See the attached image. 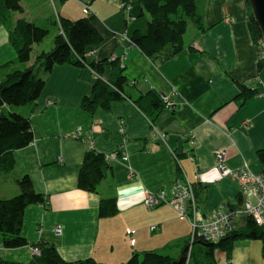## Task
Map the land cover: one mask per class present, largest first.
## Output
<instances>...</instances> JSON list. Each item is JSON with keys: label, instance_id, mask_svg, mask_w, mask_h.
Returning <instances> with one entry per match:
<instances>
[{"label": "crops", "instance_id": "1", "mask_svg": "<svg viewBox=\"0 0 264 264\" xmlns=\"http://www.w3.org/2000/svg\"><path fill=\"white\" fill-rule=\"evenodd\" d=\"M57 1L59 15L71 19L83 16V5H89L104 39L94 53H87L88 62L105 61L107 77L110 62L121 61L128 96L122 94L108 109L97 107L92 113L82 107L83 98L92 93L97 80L89 68L70 63L55 64L49 72L37 68L38 76L46 79L40 96L16 108L29 116L34 138L14 151V170L0 171V198L16 195L19 188L15 179L28 174L46 201L25 208L22 233L32 243L45 240L53 244L70 261L93 257L99 262L123 264L132 253L148 249L177 256L190 234L189 220L180 218L169 204L147 207L144 189L164 188L169 197L170 185L185 173L203 211L218 204L236 208L239 185L221 175L212 150L227 148L228 167H239L246 159L252 170H264L257 156L264 146V54L251 40L247 4L245 0H198L200 24L207 29L200 32L190 20L184 47L164 58L162 54L149 57L115 35L142 13L147 15L141 0ZM20 2L23 12L9 11L6 21L0 18V79L24 66L16 59L9 40L16 19L26 16L28 3ZM124 2L130 6L127 11L122 7ZM40 9L38 6V14L30 13L26 19L43 24L40 19L45 18L48 22L50 16H43ZM137 24H141L140 19ZM41 49L34 45L31 61ZM240 83L256 89L257 94L246 101L236 99ZM149 91L169 96L175 109L162 103L157 113L149 111L151 116H146L134 100ZM151 122L165 134L163 138L154 133ZM77 128L82 130L79 139L66 137ZM191 134L194 142L188 140ZM88 138L99 152L108 154L122 148L128 156L127 161L117 159L110 164L96 192L82 190L77 184L88 148L84 139ZM101 198H115V214L99 215ZM57 225L62 227L61 234L53 230ZM151 226L156 228L151 230ZM129 229L131 235L127 234ZM34 253L30 245H0V256L7 260L27 262ZM215 255L221 264H264V243L254 238L237 239L230 257L219 250ZM188 264H195L194 259Z\"/></svg>", "mask_w": 264, "mask_h": 264}, {"label": "trees", "instance_id": "2", "mask_svg": "<svg viewBox=\"0 0 264 264\" xmlns=\"http://www.w3.org/2000/svg\"><path fill=\"white\" fill-rule=\"evenodd\" d=\"M20 1L0 0V18L6 21L9 11L22 12L23 6ZM197 1L141 0L143 11L147 15L142 13L137 18L141 21L140 25H136V19L128 27V36L149 57L162 54L167 58L174 55L183 47L186 18L193 19L197 16L200 23ZM249 8L251 9L250 6ZM50 17L53 21L49 19L51 23L48 21L46 25L20 17L16 19L9 32L10 43L17 54L16 59L24 66L6 73L0 79V171L3 173L15 169L14 151L28 145L34 138L29 116L16 111V108L34 102L40 96L46 79L38 76L37 68L49 72L55 64L70 63L84 67V63H88L95 72L104 75L105 61L88 62L86 55L104 39L95 26V15L92 14L76 19L59 15L58 21L62 31L59 30L54 35L50 49L35 53L31 61L34 45L41 43L49 33L48 24L57 23L55 16ZM248 26L256 42L262 33L252 13H249ZM110 64L111 74L107 81L97 79L92 93L82 100V107L87 111L93 113L97 107L108 109L114 99L120 98L122 94L128 96L124 90L127 80L123 74V67L116 60ZM112 88L120 90V94ZM238 88L236 99L239 100L246 101L257 94L256 89L246 84L240 83ZM161 95L155 91L141 93L134 102L148 116L149 111H152L151 113L159 111L162 105ZM151 124L154 126L152 122ZM257 156L264 167V146L257 151ZM110 164L112 162L107 160L106 154L99 152L95 147L87 148L78 172V187L96 192L98 184L106 177ZM15 183L19 192L9 198H0V245L4 248L30 245L38 252H35L27 262L7 260L0 256V264H109L99 262L93 257L70 261L65 259L53 244L45 240L30 242L22 233L25 208L29 204L44 203L46 196L35 190L28 174L17 177ZM98 208L102 217L113 215L117 211V201L115 198H101ZM242 238H257L264 242V224H258L253 218L248 217L243 225L234 228L215 242L195 235L191 248L187 238L177 256L148 249L132 253L123 264H187L188 259L192 258L195 264H221L215 252L219 250L230 257L234 241ZM196 245L199 249L195 247Z\"/></svg>", "mask_w": 264, "mask_h": 264}, {"label": "built area", "instance_id": "3", "mask_svg": "<svg viewBox=\"0 0 264 264\" xmlns=\"http://www.w3.org/2000/svg\"><path fill=\"white\" fill-rule=\"evenodd\" d=\"M86 8L87 6H84L83 11H85ZM121 122L122 126L120 130L123 131L124 125L123 121ZM80 130L79 132H74L72 136H81L82 130ZM153 130L159 137H164L165 134L159 132L155 126H153ZM84 140L86 141L88 148H93V141L90 138ZM221 156L222 153L220 157ZM106 158L110 162L117 159L122 161L128 160V156L122 148H119L118 151L106 154ZM257 174L258 175L253 174L249 178H238L237 183L239 185L240 192L245 195V199L247 200L245 202V209L247 213H251L258 224H260L264 221V174ZM196 177L200 178V175L197 174ZM169 192L170 196L168 197V191L164 188L159 190L144 189L143 202L147 207H153L163 203L170 204L177 210L180 218H184L186 216L190 221V226L192 228L191 234L196 233L198 236H202L208 240L219 239L233 230L234 224L226 223L219 212H205V217L194 213V210L198 209L200 205H198L197 202L194 186L187 177L185 180L175 179L169 187ZM249 197L253 199L252 203L248 201ZM230 210L239 211L238 207L231 208ZM151 228H153V226H151ZM55 229L59 231L62 230L60 225H57ZM127 232L132 233V230L129 229ZM194 236L195 235H193L192 238H194ZM132 240L134 241L133 238Z\"/></svg>", "mask_w": 264, "mask_h": 264}, {"label": "bare ground", "instance_id": "4", "mask_svg": "<svg viewBox=\"0 0 264 264\" xmlns=\"http://www.w3.org/2000/svg\"><path fill=\"white\" fill-rule=\"evenodd\" d=\"M245 2H246V4H247V7H248V11H250L249 13L251 14V13H253V12H251V9L249 8V1L247 2V0H245ZM251 7V6H250ZM253 15V14H252ZM254 17V16H253ZM187 19V25H186V31H187V26H188V22L190 23V20H191V23H192V25H196V27L198 28V30L200 31V32H203V31H205L207 28H203L202 27V25L199 23V21L197 20V16H196V18H186ZM229 18H226V20H228ZM56 20H57V23H56V26L57 27H59V30L60 31H62V28H61V24H60V22L58 21V19L56 18ZM248 20H249V15L247 14V16H246V23H247V27H248V30H249V33H250V37H251V40H252V42L257 46V48H258V51H259V53L260 54H264V35L262 34V36H261V38L260 37H258L257 38V40H256V42H255V40L253 39V37H252V33L250 32V29H249V26H248ZM191 25V26H192ZM186 31H185V33H186ZM262 33V32H261ZM183 47H184V42H183ZM182 47V48H183ZM181 48V49H182ZM180 49V50H181ZM190 49H192L193 50V47L191 46L190 47ZM179 50V51H180ZM88 53V52H87ZM87 53H86V55H87ZM84 65H86V66H88V68L94 73V74H96L95 73V71L92 69V67L87 63V64H85L84 63ZM174 93H176V90H174ZM255 95V94H254ZM161 100H162V103H163V105H164V107H166L167 109H175V107L174 106H172V100H170L169 99V96H167V95H164V94H162L161 95ZM172 101V102H171ZM173 105H174V102H173ZM76 138H80V136L79 135H77L76 136ZM182 138L183 139H186L187 140V136H182ZM188 140L189 141H191V142H194L195 141V136H194V134H191L190 136H189V138H188ZM212 153H213V156H214V159H215V162H216V167H217V169L220 171V173H221V175L223 176V177H226V178H229V179H231V180H234L235 182H238L237 181V179L238 178H249L250 176H252L253 174L254 175H258L257 173L258 172H256V171H254V170H252V168L250 167V164L248 163V161L246 160V159H244L243 161H242V163H241V165L239 166V167H235V168H232V167H228V165L226 164V159H227V155H228V150H227V148L226 147H216V148H214L213 150H212ZM221 153H222V156L220 157V155H221ZM227 153V154H226ZM173 156H174V158L176 159V161L178 162V164H179V159H178V156L175 154V153H173ZM192 159L194 160V157H192ZM260 174H264V170L262 171V172H259ZM183 175H182V177H177L176 179H180V180H185L186 179V174L185 173H182ZM193 184V183H192ZM239 192H238V198H239V205H238V209H239V211L237 212V211H232V210H230L231 209V207H229V206H226V205H224V204H218V205H216L215 207H213L212 209H210V210H208V211H211V212H213V213H215V212H219L221 215H222V217H223V220L226 222V223H228V224H230V223H232V224H234V227H233V229L234 228H236V227H238V226H241V225H243L245 222H246V220H247V218L248 217H251V218H253L254 220H255V218L253 217V215L251 214V213H247V211H246V209H245V202L247 201L246 199H245V195L244 194H242L241 192H240V190H238ZM197 198V197H196ZM248 201L249 202H253V199L251 198V197H249L248 198ZM197 202H198V205H199V201H198V199H197ZM241 202H242V204H241ZM43 205H44V203H42ZM163 204H168V203H163ZM160 205V204H159ZM170 205V204H169ZM158 206V205H157ZM175 209V208H174ZM176 210V209H175ZM208 211H203L200 207L198 208V209H195L194 210V213L196 214V215H200V216H202V217H205V212H208ZM176 212H177V210H176ZM228 214V215H227ZM256 221V220H255ZM257 222V221H256ZM258 223V222H257ZM263 224H264V221L262 222ZM262 223H260V224H262ZM56 228V227H55ZM53 229L54 230V232L56 233V234H61V231H59V230H56V229ZM156 227L155 226H153V228L151 229V230H154ZM191 232H192V228L190 229V234H189V236H188V239H189V247L191 248V246H192V244L194 243L193 242V240H194V238H192V236L193 235H198V234H196V233H192L191 234ZM227 234H229V233H227ZM227 234H225L224 236H226ZM224 236H222L221 238H223ZM202 237V236H201ZM204 240H208V239H206V238H204V237H202ZM221 238H219V239H221ZM219 239H211L210 241H217V240H219ZM254 239H257V238H254ZM260 240H262V239H260ZM209 241V240H208ZM264 243V242H263ZM190 250V249H189ZM190 261H191V259L189 260L188 259V261H187V264L188 263H190ZM226 264H230V261H227L226 262Z\"/></svg>", "mask_w": 264, "mask_h": 264}, {"label": "rangeland", "instance_id": "5", "mask_svg": "<svg viewBox=\"0 0 264 264\" xmlns=\"http://www.w3.org/2000/svg\"><path fill=\"white\" fill-rule=\"evenodd\" d=\"M72 1H68L67 2V4H69V3H71ZM26 3H28V6L26 7V10H25V14H26V16H28L29 17V14L30 13H32L33 14V16H35V15H37L38 13H35L36 12V10H37V8H38V6H40V11H42L43 13H44V15L43 16H45V17H48V16H55L58 20H59V3H58V1L57 0H26ZM250 5V4H249ZM84 6H87V8H86V10L85 11H87V12H85V11H83V8H84ZM122 7L127 11L129 8H130V6L128 5V3H123L122 4ZM75 8H76V6L75 5H72L71 6V9L72 10H75ZM24 11V10H23ZM22 11V12H23ZM82 11H83V14L84 15H90V14H92V15H95L94 14V12L90 9V7H89V5L88 4H85V5H83V7H82ZM250 12V11H249ZM251 12H253L252 11V7H251ZM253 14V13H252ZM24 17H21V18H25L26 19V16L25 15H23ZM28 19H30V18H28ZM49 19H51V21H53V19L50 17V18H48V20ZM131 19H134V18H128L127 20L128 21H130ZM127 21V23H129ZM40 23H43L42 25H46V23H47V20H45V18H41L40 19ZM14 25V24H13ZM49 25V33L47 34V36L43 39V41L40 43L39 42V44L38 45H40L42 48H44L45 50H48V49H50V47L52 46V39H53V37H54V35L55 34H57L58 32H59V27H57V30H58V32H57V30H56V27L54 26V25H52V24H48ZM130 24H128V26H129ZM13 27V26H12ZM191 28V24L188 22V26H187V32L189 31V29ZM10 30H11V28H10ZM115 35H117L121 40L122 39H124V40H126V41H128V42H130V43H132V44H134L132 41H131V39H130V37L128 36V27L127 28H125L124 30H121V31H119V32H116V34ZM45 44V46H42V45H44ZM135 45V44H134ZM37 46V45H36ZM97 46H95V47H92L88 52H90L91 54L92 53H94V50H95V48H96ZM41 50H43V49H41ZM113 61V60H112ZM120 64H121V66L123 65L122 64V62L120 61L119 62ZM84 67H87L88 68V66H86V65H84ZM37 71V70H36ZM96 74H94L95 75V78L96 79H101V80H103V81H107V78L109 77V76H105V75H101V74H99V73H97V72H95ZM97 81V80H96ZM135 81L133 80V82H130V83H134ZM111 86V85H110ZM111 88V87H110ZM112 89H114V88H112ZM114 90H117L116 88L114 89ZM117 91H119V94H120V90H117ZM49 103L51 102L50 100L48 101ZM172 106H174L173 104H172ZM20 107H23V106H17V108H20ZM79 130H80V128H77L74 132L76 133V132H79ZM81 131V130H80ZM74 132H72V133H70V134H66V137H69V138H76L75 136L73 137L72 135L74 134ZM32 142V141H31ZM194 186V185H193ZM45 201H46V199H45ZM153 207H156V205L155 206H153ZM149 208H152V207H149ZM184 218H187L186 216L184 217ZM189 223H190V221H189ZM191 225V224H190ZM61 226V225H60ZM62 228V227H61ZM152 229V228H151ZM128 231V230H127ZM127 234H129V235H131V233H129V232H127ZM33 248V250H34V252H36V250H35V248L34 247H32Z\"/></svg>", "mask_w": 264, "mask_h": 264}, {"label": "water", "instance_id": "6", "mask_svg": "<svg viewBox=\"0 0 264 264\" xmlns=\"http://www.w3.org/2000/svg\"><path fill=\"white\" fill-rule=\"evenodd\" d=\"M252 7L253 16L264 35V0H248ZM38 252L37 249H35Z\"/></svg>", "mask_w": 264, "mask_h": 264}]
</instances>
